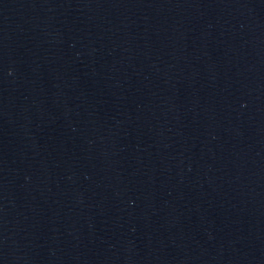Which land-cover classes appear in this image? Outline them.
Segmentation results:
<instances>
[{
	"label": "water",
	"instance_id": "1",
	"mask_svg": "<svg viewBox=\"0 0 264 264\" xmlns=\"http://www.w3.org/2000/svg\"><path fill=\"white\" fill-rule=\"evenodd\" d=\"M0 264H264V0H0Z\"/></svg>",
	"mask_w": 264,
	"mask_h": 264
}]
</instances>
